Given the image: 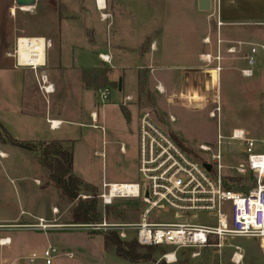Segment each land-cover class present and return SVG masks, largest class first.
I'll return each mask as SVG.
<instances>
[{"label": "crops", "instance_id": "obj_1", "mask_svg": "<svg viewBox=\"0 0 264 264\" xmlns=\"http://www.w3.org/2000/svg\"><path fill=\"white\" fill-rule=\"evenodd\" d=\"M97 1L36 0L31 7H19L17 0H0V110L25 113L39 120L27 129L30 140L58 141L65 146L67 134H60L61 131L77 124L70 117L72 106H83L87 94L95 93L92 82L96 80L106 84L117 81V88L109 87L111 93L119 90L122 80L119 91L123 92L130 86L127 76H131L139 91L143 80V87L147 86L152 93H169L170 99L187 101L202 92L211 72L216 73L220 82V73L215 70L217 62L208 64L205 59L207 55L214 59L218 54V20L223 23L219 37L221 67L228 60L240 72L247 67L245 56L252 46H264V0H211V11H217L215 18L200 10L202 0H100L105 4L104 11L98 9ZM102 15H106L105 20ZM20 39L42 41L44 58L42 62L37 60V71L20 61ZM238 43L243 45L238 47ZM232 46L237 47V53H228ZM100 56L109 61L103 62ZM256 60L254 76H264V50L258 49ZM42 84L51 86L50 93L41 90ZM74 84L78 89H72ZM63 85L68 90L63 98H58ZM13 101L15 109L10 105ZM40 103L44 104L41 109ZM90 117L92 126L101 128L100 114L92 111ZM51 121L59 127L51 129ZM0 124L15 139L9 125L2 120ZM3 154L8 156L1 151L0 156ZM55 217L36 215L33 219L44 220L51 231L71 226L58 223ZM13 226L16 225L0 223V240H9L0 246V264H47L40 250H14V232L9 233L14 231ZM26 244L17 243L16 249L29 247ZM51 247L56 248L49 244L44 250ZM58 255L59 252L55 258ZM65 256L75 259L73 253ZM222 264H234L232 256L230 263Z\"/></svg>", "mask_w": 264, "mask_h": 264}, {"label": "rangeland", "instance_id": "obj_2", "mask_svg": "<svg viewBox=\"0 0 264 264\" xmlns=\"http://www.w3.org/2000/svg\"><path fill=\"white\" fill-rule=\"evenodd\" d=\"M76 6L77 4L74 5ZM222 67L220 82L216 73L211 72L206 87L188 101L170 99L169 93L160 94L157 91L152 93L150 89H146L147 86L143 87V80L139 91L135 79L127 76L130 86H126L123 92L113 90L103 107L99 98L100 89L110 86L116 88L118 82L106 84L93 79L92 87L96 94L88 93L82 107L78 101V105L72 106L70 117L77 124L65 126L60 133L67 134L68 142L65 147L71 148L74 152V175L99 189L103 188L105 182L140 183L138 118L140 120V113L150 112L156 122L170 135L177 137L181 145L198 161H209L211 155L217 153L219 145L222 164L225 167L223 173L229 180V187L236 192L246 193L253 186V182L250 181V176L238 177L236 171V168L247 165L245 148L241 141L233 140L231 137L234 131H243L247 138L256 141L257 147L264 153V76L245 77L241 71L233 68L234 64L228 60L223 62ZM100 77L101 75L98 76ZM72 89L78 88L74 84ZM67 90L68 88L63 85L57 97L63 98ZM127 95L133 100L127 103V106L122 105ZM10 105L12 109L17 107L14 101ZM43 106V103L39 104L40 109ZM217 107H220L219 112H216ZM92 111L100 114L101 128L92 126L90 117ZM211 113L214 116H211ZM171 117L175 121H171ZM0 120L9 125L15 138L11 137L13 140L39 142L30 140L27 131L29 126L39 120L31 119L25 113L21 115L7 113L4 110H0ZM201 145L210 147L212 152H200ZM1 151L8 156H0V223L16 225L13 226L14 231H9L10 234L14 232L16 252L31 248L42 251L44 256V249L53 244L59 252L54 262L123 264L114 253L105 252L104 234H89L67 226L52 231L25 226L38 224L40 220L33 219L36 215L48 219L56 216L58 223L72 225L74 204L63 198L60 191L49 182L48 172L42 165V151L32 152L17 147L2 129L0 154ZM80 196L91 198V195L85 192ZM80 196L76 202L79 199L86 200ZM112 208L116 210L110 212L108 208L105 210L99 201L101 219L103 215H107L111 222H134L140 219L143 204L121 200L110 209ZM152 218L163 222L179 221L171 211L154 213ZM195 222L214 224L215 220L206 214H200ZM18 225H22L20 227L23 228ZM17 243H28L26 245L29 247L20 246V249H16ZM222 243V248L209 246L203 249L179 250L175 264L230 263V257L236 247L243 251L244 264H264V242L262 246L255 238L231 237L223 239ZM145 249L147 248L141 249L140 252L145 254L147 252ZM67 253H73L75 259L67 258L65 256ZM162 255L163 251L155 250L150 262L138 264H165L161 261ZM38 261L37 259L36 262Z\"/></svg>", "mask_w": 264, "mask_h": 264}, {"label": "built area", "instance_id": "obj_3", "mask_svg": "<svg viewBox=\"0 0 264 264\" xmlns=\"http://www.w3.org/2000/svg\"><path fill=\"white\" fill-rule=\"evenodd\" d=\"M97 7L105 10V4L97 1ZM210 18L217 16V11H210ZM106 19V15H102ZM223 23L217 21L218 54L214 59L206 56L208 64L217 62L215 70L221 72L222 61L220 45V28ZM18 41V57H20ZM206 41L210 43V38ZM28 47V43L26 42ZM238 47L243 44L238 43ZM258 49L264 50V46L254 45L249 54L245 56L247 67L241 70L245 77L254 76V68L257 64L256 54ZM238 52L236 46L229 48L228 53ZM33 52L27 57L24 65L33 66L37 71L36 63L30 59L36 57ZM103 62L109 58L100 56ZM43 79V77H42ZM50 85L42 84L41 90L50 93ZM160 90V89H159ZM111 97V89L103 88L99 91V98L105 104ZM132 102V97L127 96L124 105ZM220 107L216 108V112ZM211 116H214L211 113ZM96 114L94 121H97ZM171 121H175L171 117ZM59 124L50 122L51 129H57ZM231 139L243 143L247 156V165L236 168L238 177L250 176L253 186L246 192H236L228 185V178L224 175V165L218 145L217 153L211 155L209 161H198L187 152L172 135L165 131L154 119L150 112H143L139 120V155L138 172L140 183L120 184L104 183L98 195L103 208H111L117 201L127 200L141 202L143 210L140 211V219L134 222H111L107 215H103L98 222L71 225L73 229L83 230L89 234L115 233L122 241H136L143 248H163L161 261L166 264L177 262V253L182 249H203L209 246L222 248L223 239L231 237L255 238L264 242V153L257 147L253 139L247 138L245 132L234 131ZM202 153L212 152L206 145H201ZM211 165L208 172L204 164ZM83 199L90 197L80 196ZM162 211L173 212L179 220L177 222H163L153 219L154 213ZM200 214H206L215 220L214 224H202L195 222ZM182 219V220H181ZM34 228L42 231L49 229V224L40 220ZM8 240V239H7ZM9 241V240H8ZM217 241V243H212ZM0 241V246L3 245ZM264 248V246H263ZM56 248H49L44 252L47 264H51L57 255ZM33 262V260H30ZM234 264H243L244 255L240 247H236L232 255Z\"/></svg>", "mask_w": 264, "mask_h": 264}, {"label": "trees", "instance_id": "obj_4", "mask_svg": "<svg viewBox=\"0 0 264 264\" xmlns=\"http://www.w3.org/2000/svg\"><path fill=\"white\" fill-rule=\"evenodd\" d=\"M115 87L117 88L118 84ZM1 129L6 136H9L5 128L0 124V131ZM174 138L178 140L177 137ZM10 140L14 142V145L24 150L32 152L42 151V165L48 172L49 182L60 191L63 198L74 204L71 215L72 225L101 220L98 199L101 189L86 183L74 175V152L71 148H66L62 142L58 141L34 143L15 141L12 138ZM182 147L189 152L184 146ZM83 192L89 193L91 198L86 200L79 199L76 202ZM108 209L109 212L116 210L114 208ZM104 249L106 252L114 253L119 259L131 264L150 262L155 250L163 251V253L167 251L160 247H149L145 249L147 252L142 254L140 250L143 248L136 241L124 242L112 232L104 234Z\"/></svg>", "mask_w": 264, "mask_h": 264}, {"label": "bare ground", "instance_id": "obj_5", "mask_svg": "<svg viewBox=\"0 0 264 264\" xmlns=\"http://www.w3.org/2000/svg\"><path fill=\"white\" fill-rule=\"evenodd\" d=\"M26 42L28 43V47L26 45ZM33 52H36L37 56L30 59V61H32L33 63L37 62H42L43 58H44V54H43V45H42V41H38V40H21L20 46H19V53H20V61L22 63L25 62V60L27 59V57H31ZM3 157H6L4 154L2 155ZM3 241V245L7 244V239L6 240H0Z\"/></svg>", "mask_w": 264, "mask_h": 264}, {"label": "water", "instance_id": "obj_6", "mask_svg": "<svg viewBox=\"0 0 264 264\" xmlns=\"http://www.w3.org/2000/svg\"><path fill=\"white\" fill-rule=\"evenodd\" d=\"M36 0H17V4L19 7H31L35 4ZM211 0H202L200 2V10L202 12H210L211 11ZM119 90H122V80L119 81ZM205 169L210 172L211 171V165L205 163L204 164Z\"/></svg>", "mask_w": 264, "mask_h": 264}]
</instances>
